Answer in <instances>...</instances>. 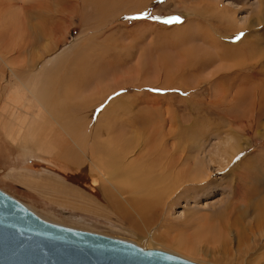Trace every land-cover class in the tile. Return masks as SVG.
Instances as JSON below:
<instances>
[{"label":"rangeland","instance_id":"1","mask_svg":"<svg viewBox=\"0 0 264 264\" xmlns=\"http://www.w3.org/2000/svg\"><path fill=\"white\" fill-rule=\"evenodd\" d=\"M64 1L68 8L85 3V0ZM219 1L222 6L238 11H241L244 6L235 0ZM257 1L250 0L246 6L248 11L237 14L239 24L248 19L251 11L249 5ZM46 2H50L49 4L55 7L58 0H0V14L5 8L10 10L9 18L6 17L3 21L0 18V58L3 57L2 52L6 55L5 57L9 53L8 57L10 56L12 63L7 62L15 65L14 71L18 72L16 78H11V81L18 90L22 91L21 105H24V108L16 106L14 110L17 115L9 113L4 108L5 106L13 107L12 101L6 102L9 86L3 82L4 78L9 76L8 69H13L7 66L8 72H0L2 73L0 74V189L29 206L33 212L45 220L129 241L143 249L165 251L197 264H264V237L259 233L262 228L254 225L252 221L256 217V210L257 213L261 212V215L264 208V137L257 138L250 133L244 136L239 125H233L232 132L225 121V115L232 113L235 109L233 113L240 117L254 109V104H257L253 95L257 87H245L248 90L242 94L237 92L239 88H235L240 81L226 83L228 96L217 103L224 96L223 87H217L218 89L212 87L216 91L214 94L208 89L205 81L214 68L203 69V71L201 66L200 68L193 66V60H191L193 58L189 52H194L192 48L194 45L188 39L193 33L189 23L195 17L190 16L178 4L179 0H131L116 11L115 16L112 14L109 22H105L104 25L100 23V26L95 21L84 25L78 21H55L53 18L52 22V20L43 19L39 13ZM188 2L190 6L201 4L200 0H188ZM131 7H135L137 11H132L134 8ZM201 16L200 21L206 19L204 15ZM168 20L173 22H164ZM56 22L58 24H55ZM242 36L238 35L232 39L231 44H237ZM55 43L58 45L54 49ZM261 48L264 49V40ZM84 60L89 61L93 67L85 69V64L81 63ZM94 62L102 67L96 69ZM86 70H90V74ZM76 71L85 72L81 75H88L82 83V88L73 90L77 84L79 85V82H74ZM194 72L199 73L196 75ZM95 73L103 74L99 77L97 74L95 76ZM69 75H71L68 78L71 83L68 85L74 88L58 87L61 90L59 91L58 88H51L52 84L47 85L54 80L64 81ZM261 80L260 84L264 86V79L261 78ZM219 83L216 85L221 86L222 80ZM43 88L48 89L50 97L53 92L55 95L58 94L51 97L52 106L66 109V118L61 121H67L76 128L79 121L93 120L98 115L105 124L108 120L111 121L116 131L113 134L120 135L119 138L126 136L125 140L131 141V138L133 140L139 136L147 139V135L148 137L154 135L152 129L161 127V137L158 138L162 139L166 136L165 139L169 140L172 150L176 147L183 150L194 139L199 150L205 151L206 156H213L219 145L221 146L227 140V136L236 134L238 137L235 141L239 142L238 144L245 151L239 160L234 164L231 163L227 168L232 169L231 175L223 174L217 166L212 167L214 182L211 185L203 190L191 187L178 193V196L175 194L172 197L175 201L171 199L167 203V210L155 219L151 226L147 225L146 228L142 227L143 230H135L128 219V205L114 190L116 188L102 186L98 180L93 182L92 172H82V169L68 166L55 156L62 149L57 143L65 146L71 143V138L67 136L68 130L61 127L62 130L52 119L54 115L44 112L43 117L34 119L35 115L41 111L39 108L44 109V107L38 106L35 100L31 102L33 99L27 96L26 93H29L27 89L35 91ZM14 96L11 95V97ZM239 96L243 98L239 99ZM24 97L30 100L26 104ZM117 106L124 108L126 113L117 118L118 124H115L113 118L117 116H113V113L103 114V111L107 107L116 109ZM263 107L264 104L260 106L262 115L259 116V122H262L257 126V129L261 131L259 137L264 136ZM26 109L30 111L20 125L24 131L18 134L17 129ZM118 111L115 112L120 114L121 112ZM26 123L29 126L34 123L35 130L31 129V133L36 131L34 134L36 142L52 145L56 149L42 153L30 150L32 154L27 156L20 151L17 144H9L4 133L16 134L18 143L25 135ZM142 124L149 125L147 132L144 129L141 130L145 127ZM128 125L132 127L131 130ZM136 127L140 130H136ZM54 128H57L59 133L58 142L51 140L54 136ZM118 129L121 131H117ZM195 130H197L196 133ZM81 159L82 155L79 154L77 161ZM226 162L225 160L224 163ZM249 170L257 176L251 175L252 181L250 175H247L250 173ZM20 171L34 176L38 182L37 188L40 182V189L33 190L18 183L15 179ZM244 173L248 178L241 181L240 177ZM251 183L253 185H247ZM34 186L32 184L33 188ZM114 201L119 203L121 201L122 206L117 207ZM131 212L134 219H140L133 211ZM221 213L224 216L218 219V214ZM242 219V223L236 224ZM219 222L222 228L217 226ZM206 223L211 224L210 227L213 230L209 229ZM145 239H151V242ZM193 239L195 240L191 243ZM194 244L198 253L189 252L190 247L195 249Z\"/></svg>","mask_w":264,"mask_h":264},{"label":"bare ground","instance_id":"2","mask_svg":"<svg viewBox=\"0 0 264 264\" xmlns=\"http://www.w3.org/2000/svg\"><path fill=\"white\" fill-rule=\"evenodd\" d=\"M130 1L131 0H85L84 1L85 3L77 4L75 6H72L73 4H71L72 7L68 8V5H65L67 4L66 1L58 0V2H56V4L54 5L55 7L51 6V4H49L50 2L49 3L46 2V5L41 9L39 14H40V17H42L43 19L45 18L48 20H52V22L54 21L53 18L55 19V21L56 20L57 21L58 20L59 21L69 20V22L78 21L84 25H87L91 21L92 23L93 21H95L99 23V26H100V23L104 25L105 22H109L110 18L112 17V14H114L116 11L122 8L126 2H130ZM235 1L244 5L241 11L228 8V7H224L222 6V3L219 0H200L201 2L200 5L192 4L191 6L187 4L189 3L188 0H179L178 4L182 6V8L185 9L186 12L190 16L193 15L192 17H195L193 18L191 23H189V25L191 24L190 26L193 29L192 30L193 33L192 35L189 34L191 38L188 39L191 41V44L194 45V47L192 46L194 52H191V51L189 52L190 56H192L193 58L191 59L193 60V66H198V67L201 66L202 70L203 69L209 70L210 68H214V71L210 72V74H208L209 76L206 77L205 79L209 87L208 89H210L214 94H216V91L212 89V87H216V88L223 87L224 96L221 97L217 103H219L220 100L222 101L223 98H227L228 96V94L226 93V91H228V88L225 87L226 83H231L234 80L240 81L239 84L237 83L238 86L235 88H239L237 92L242 93V94L246 93L245 91L248 90V89H245V87H249V88L253 86L257 87V91L254 92L255 95H253V97L255 98L253 99L255 100V103L257 105L254 104L253 110L250 108L251 109V111L249 110L250 114L247 115L249 113V111H247V114H246L247 116L245 115V116L240 117V115L233 113L236 111L235 109V111H232V113L229 112L230 114L227 113L225 115V121L227 122L228 124L227 126L230 129V131L233 130V125H236V126L239 125V129L241 130V132H243L244 136L250 133V134L256 135L257 138H261L264 136L261 135L259 137L261 131L257 129V126L262 122V121L259 122V116L262 115L260 106L264 104V89L262 88L263 84L262 85L260 84L262 81L261 78L264 79V71H263L264 69V49L261 48V44L263 43V40H264V37H263L264 35L263 33L264 31V0H258L255 4L249 5V7H251L249 8L251 10L249 17L242 24H239L237 14L239 12L248 11L246 6L250 0H235ZM47 6L48 8L46 9ZM131 8H134L132 9V11L136 10L135 7H131ZM45 9L47 11H45ZM3 10H2V13L0 14V18L2 19V21L4 18L8 17V12L10 11L6 8ZM43 14L48 18L43 16ZM201 15H204L206 19L203 21H200V19H202ZM55 24H58V23L56 22ZM238 35H241V36L243 35L240 41L237 44H234V45L231 44L232 43L231 40L236 38ZM56 45L58 44L55 43L54 49L56 48ZM2 53H3V57L0 58L1 59L0 60V72L2 71L6 72L8 68L7 66H10L9 68L13 67V69H8L9 70L8 78H4V81L2 80L3 82H5V84L9 86V89L7 90L8 92L6 94V102L10 103V101H12L13 107L6 108L5 106L4 108L6 109V111H9V113L16 114L14 109L16 108L17 105H19L20 108H24V105H21L22 91L18 90L15 87V84L11 81V78H14V79L16 78V74L18 72L14 71V69L16 70V67L15 65L11 64L12 62H11V59H9L10 56L8 57L9 55L8 51H7L8 53L7 57H5L6 55H4V52ZM7 61L11 63H8ZM84 61H82L81 63L85 64L84 65L85 69L86 68L88 69L90 66L93 67V65H90L89 61L86 62L87 61L86 60L85 63ZM95 65L97 66V63H95ZM99 67H102V66L98 65L96 69H98ZM78 69L80 70V68ZM86 71L89 72L88 74H90V70L89 71L86 70ZM104 72L105 71H103V73ZM81 73L83 72L81 71L75 72L74 82H79V85L77 84L76 88L73 90H76L77 88L79 89L82 88V83L87 78L88 74H85L84 76V75H81ZM103 73H99V75L95 73V76L98 75L100 77ZM195 73L197 75V73L199 72H194V74ZM70 76L71 75L67 76L64 81L54 80L50 82L49 84L47 83L46 84L47 85L52 84L51 88L62 87V88L67 89V87L72 86V85H68L69 83H71L70 80L68 79ZM82 77L83 78L85 77V79H82ZM221 80H222L221 86L216 85V83H219V82L221 83ZM22 87L24 88L25 86L23 85ZM47 88H50V87H47ZM47 88H43V89H39L35 91H31L27 89V91L29 92V93H26L27 96L33 99V101L31 102L33 103L35 100L38 106L43 105L44 107V109L39 108V110L41 109V111L37 115H35L34 119L43 117L44 112H47L48 115H51V116L54 115L52 119L57 124H59L58 126H60V128L64 127L65 130L67 129L69 131L68 133V131L66 130L67 136L69 137V139L71 138V143L73 144L71 145V143H69V144H66L65 146L60 144L57 140L59 136L58 130L57 128H54L53 130L54 136L51 138V140L58 142L57 145L61 146L60 148L62 149L59 152H57L56 155L54 153L52 154H54L60 161H62L64 164L66 163L68 166H71V167L75 166L79 170L82 169V172H92L93 179H94L93 182L98 180L99 182H101L102 186H110V187L116 188L114 190L120 195V197H122L125 200L123 201L128 205V208H129L128 219H130V223L132 227L135 228V230L136 229L141 230L143 226H145V228L147 227V225L151 226L154 223V220L159 218V216L162 215L164 211L167 210L166 209L167 203L171 199H173L172 197L175 194H177L178 196V193H181L185 189H189V188L191 189V187H195L194 189H197V190H203L207 186L211 185L214 182V179L212 177L213 172L211 171L212 167L217 166L218 170L222 172L223 174L227 173V175H231V173H233L232 169L228 170L227 168L229 167L231 163L234 164L237 160H239V158L243 154V151H245L244 148L238 144L239 142L237 143L235 141L238 136H236V134L234 135L233 133H232L233 135L230 134L229 137L227 136V140L223 142L221 146L219 145L218 150L213 154V156L212 155L206 156L205 151L202 152L201 150H199V147H197L198 145L195 144L194 139H192L193 142L190 141L191 143L188 144L183 150H179V147H176L174 150H172L169 144V140L165 139L166 136L163 137L162 139L158 138L159 136L161 137L160 125H159L160 128L152 129L154 131L152 132L154 134L153 136L148 137L147 135L146 136L147 139H146L142 137L140 138V136L138 135L139 136L138 138H135L133 140L131 138V141L128 139L125 140L127 138L126 136L123 138H119L120 135L119 136L114 135L113 132L115 131V129L111 121L108 120V122L105 124L102 120H100V118H98V115H97V118L93 120L79 121L78 126L76 128V127L71 126L67 121H61L66 118V115H65L66 109H63L62 107L55 108L52 106L51 99L58 94L55 95V93L53 92V94L51 95V97L52 96L53 97L51 98L49 96V91ZM71 88H74V87H71ZM224 88H227V89L225 90ZM69 89L70 88H68V90ZM57 90H59V88ZM11 95H15V96L11 97ZM242 96H245V95H242ZM242 98L240 97L239 99H242ZM55 99H58V98H55ZM256 99L258 101H256ZM244 100H241V101H244ZM29 101L30 100L28 98L24 97L25 104ZM214 102L216 103V100ZM103 103L104 102H102V104ZM58 104H59V100H58L57 105ZM117 107L116 109L107 107L105 111H103V114L106 113L110 115L111 113H113L114 114V115L112 114L113 116H117L115 117L116 120L115 118H113L115 124L118 121L117 118H120L122 114L126 113V110L124 108L118 107L121 109L120 110ZM58 108H62V109H58ZM99 110L102 111V109H99ZM3 111L5 112V110ZM29 111H30L29 109L25 110L24 117L20 121L19 128L17 129L18 134L24 131L23 127L20 125L27 118V115H28L27 112ZM115 111H118L121 113L119 114ZM25 125H26L25 135L23 137L21 136L22 141L18 143L16 142L17 140L16 134L9 135L7 133H4L5 139L7 140L9 144L11 145L17 144L20 151L23 152L24 155L26 154L27 156L32 154L30 150H33L34 152H36L37 150V152L42 153V152H46V150L56 149L52 145H49V146L48 144L43 145V142L35 141L34 134L36 131L31 133V129L35 130V127L33 126L34 123L32 126H29V124L27 125V123ZM142 125L141 127L143 126L145 127L141 128V130L144 129L145 132H147L146 129L148 128L149 125H146V124L143 126ZM128 128H130L131 130L132 127H129L128 125ZM61 129L63 130V128ZM158 129H160V131ZM65 130H64V133L66 132ZM136 130H140V128L137 129L136 127ZM152 130H150V132ZM117 131H121V130L118 129ZM196 131L197 130H195V133ZM136 132L139 133L138 131ZM243 134L241 133V136H243ZM233 141L236 143H234ZM199 151L202 153H200ZM79 154L82 155V159L77 161ZM225 160L227 161L226 163H224ZM45 162H47V160ZM33 164L34 163H32V165ZM36 165H39V164H36ZM251 171H250L251 174L250 173L247 174V175H250L249 176L250 180H251V175H255L253 171L252 172ZM247 175L244 173L243 176L240 177V180L244 181ZM14 177H16V175ZM15 180H17L18 183H21L25 187H28L30 189L31 188L33 190L40 189L39 188L40 182L37 188L38 182L35 180L34 176L23 174L21 171L20 173H18V176L16 177ZM247 181H249V179ZM32 184L35 185L34 188L32 187ZM247 185H253V184L251 183ZM237 187H239V184H237ZM237 187L236 189H238ZM249 187L251 188V186ZM247 192L249 191L247 190ZM250 194H253V193H250ZM173 201L175 200L173 199ZM113 203L114 205H117V207L122 206L121 201L120 203L119 201H116V202L114 201ZM27 207L30 208L29 206ZM168 208H169V204H168ZM131 211H133L136 216H139L138 218L140 219L139 220L134 219ZM255 213H256V217L255 219L253 218L252 221L254 225H257L259 228H262L259 233H260V236L262 235V237H264V208H263L261 215H260L261 212L257 213V210ZM222 215L223 213L218 214V219H221ZM218 219L216 218V220ZM216 220L214 219V221ZM242 221L243 219L240 220L239 222H236V224L242 223ZM206 225H209V224L206 223ZM219 225H220V222L217 226ZM231 225H232V222L230 226ZM210 226L211 224L208 227ZM220 227L221 226H219V228ZM209 229H212V227H210ZM223 229H225V227ZM194 240L195 239H193L191 243H193ZM147 241L151 242V239ZM194 247H195L194 250L191 247L190 249L189 247L187 249H189V252L191 253L193 252L198 253L199 251L196 249V244H194Z\"/></svg>","mask_w":264,"mask_h":264},{"label":"water","instance_id":"3","mask_svg":"<svg viewBox=\"0 0 264 264\" xmlns=\"http://www.w3.org/2000/svg\"><path fill=\"white\" fill-rule=\"evenodd\" d=\"M0 264H197L47 221L0 189Z\"/></svg>","mask_w":264,"mask_h":264},{"label":"snow or ice","instance_id":"4","mask_svg":"<svg viewBox=\"0 0 264 264\" xmlns=\"http://www.w3.org/2000/svg\"><path fill=\"white\" fill-rule=\"evenodd\" d=\"M178 19V18H177ZM165 23H172V20L164 21Z\"/></svg>","mask_w":264,"mask_h":264}]
</instances>
